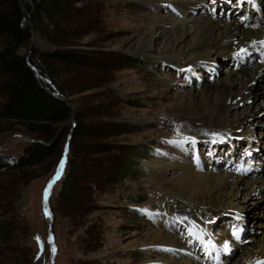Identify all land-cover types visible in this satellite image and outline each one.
<instances>
[{
  "label": "rangeland",
  "instance_id": "rangeland-1",
  "mask_svg": "<svg viewBox=\"0 0 264 264\" xmlns=\"http://www.w3.org/2000/svg\"><path fill=\"white\" fill-rule=\"evenodd\" d=\"M191 1L199 5L193 17H210L222 20L223 24L236 20L248 28L258 14L249 10L246 0ZM64 9L63 17L55 22L43 16L31 22L29 46L39 51L61 50L76 56L71 61L55 63L47 71V77L37 71L36 76L70 105L68 122L79 120L86 126L88 135L84 141L94 153L92 161L87 160L97 167V174L94 179L81 181L71 209L59 208V212L54 213L52 207L67 169V140L50 158L21 168L16 164L17 158L26 145L38 137L28 132L20 121L0 119V264H159L157 252L147 244L154 231L175 233L189 227L192 232L197 229L193 227L196 221L186 217V210L169 209L157 203L158 192L170 187L168 180L174 173L163 170L157 175L160 187L157 186L152 179L158 171L155 163H170L175 159L195 163L196 159H201L212 164V160L220 159L224 164L217 163V172L245 168L249 173L264 175V91L250 104L255 109L250 106L252 112L258 105L260 113L237 132L246 144H239L236 136L223 147L220 142L212 143L214 137L206 136L195 138V144L178 142L171 146L158 125H143L137 117L156 116L159 112L160 101L154 98L159 86L169 95L163 103L167 112L185 117L186 110L176 105L177 94L212 87L217 79L227 75V68L241 69L247 75L260 68L263 58L256 54L250 61L242 60L237 66L232 59L223 56L216 68L201 71L196 68L189 75L171 63L155 62L134 53L140 35L147 32L146 26L139 28V25H150L154 19L155 11L144 3L138 0H66ZM158 12L166 17L170 14L167 10ZM165 18L163 24L169 21ZM166 26L165 23L163 27ZM154 32L155 29L149 31V35ZM3 43L0 39V48ZM26 51L27 47L20 49L23 54ZM196 71H199L198 76ZM164 79L168 84L162 86ZM2 81L0 75V104L5 99ZM171 103L174 105L170 106ZM128 129L135 131L126 132ZM130 152L136 156L128 157ZM169 152L171 158L167 157ZM61 159H64L63 170L49 187ZM106 164L117 168L129 164L127 169L131 175L123 183L117 179L107 183L102 179L105 172L98 173V167ZM88 182H96L97 186L94 188L93 184L87 188ZM260 207L256 206L253 211L243 208L239 220L223 213L201 215L200 231L209 233L206 231L209 228L210 234H214L219 229L232 231V225H236L242 229L239 238L219 241L220 246L219 242L211 244L214 249L220 247L219 251L202 252L195 257L189 256V251L184 252L190 250V244L180 239L177 242L179 252L188 257L176 258H188L187 264H238L247 250L259 252L264 244V212ZM36 237L40 238L43 250ZM225 241L230 245L227 252L222 249ZM167 254V262L176 255Z\"/></svg>",
  "mask_w": 264,
  "mask_h": 264
},
{
  "label": "bare ground",
  "instance_id": "bare-ground-1",
  "mask_svg": "<svg viewBox=\"0 0 264 264\" xmlns=\"http://www.w3.org/2000/svg\"><path fill=\"white\" fill-rule=\"evenodd\" d=\"M138 1L155 11L152 14L154 19L150 25L144 23L139 25V28L146 26L147 32L145 31L146 33L140 35L138 47L134 53L146 59L171 63L174 67L180 68L185 74L189 75L196 68H199L200 71L216 68L217 63L223 56L232 59L237 66L242 60L245 62L250 61L256 54H259L264 61V44L260 43L264 41V0H246L250 5L249 10L258 13L254 22L248 28L245 27V24L243 26L236 20L227 21L223 24L222 20H213L210 17L205 19L202 16V18H195L192 14L199 5L191 0ZM163 10H167L170 14L167 17L164 14H159L158 11ZM199 14L201 15V13ZM165 17L169 21L164 22L167 26L163 27L162 21ZM154 29L155 32L150 36L149 31ZM241 48H245L247 51L240 53ZM237 53L240 54L237 55ZM240 70L227 68L225 71L227 75L217 79L212 87L200 89L196 87L198 89L194 91L177 94L178 103L176 105L186 110L183 112L185 117L172 116L167 112L163 103L169 99V95L166 93L167 90L165 91L164 88L159 86L156 88L157 94L154 95V98L160 101L159 112L157 111L156 116L144 114L140 118L137 117V121L143 125H158L164 131V136H167L171 146L178 142L183 143L185 138L212 137L210 133H220L226 139L220 142L223 147L227 143L233 142L231 137L236 136V138H239L236 140L239 144H246L247 141L238 137L240 135L237 132L243 124L248 123L252 117L257 116L261 111L259 106L255 105L258 109L252 112L250 104H252L254 98L259 97L257 96L259 92L264 91V85H262L264 83V62H261L259 69L257 67L256 71L246 73L247 75ZM196 72L198 76L199 71ZM166 84L168 83L164 79L161 85L165 86ZM262 103L260 102V104ZM172 105L174 103H171L170 106ZM171 141H176V143ZM170 155L169 152L167 157H170ZM217 160L216 162L212 160V164H207L201 159H196L195 163L179 159L172 160L170 163H155L158 171L154 172L152 179L157 183V186L160 187L157 175L163 170L174 173H171L173 177L168 180L170 187L158 192L159 199L157 203L159 202L163 207L169 206V209L177 210L181 208L186 210V217L191 221H196L193 227L197 229L196 232H193V235H189L191 227L184 230L181 228L180 232L176 231L175 233H169L170 231L165 233L161 229L154 231L151 240L147 244L157 252V263L187 264L188 258H183L184 260L181 257L176 258L180 255L188 257L186 253L180 254L179 252L177 242L180 239L186 240L190 244V250L184 249L186 250L184 252L189 251V256L195 257V254L198 253L216 251V249L219 251L218 248L220 247L216 246V249H214L211 244L218 245L219 241L235 238L232 231L227 229L216 230L217 233L214 234H210L212 232L209 228L206 230L209 233L200 231L198 222L203 221L199 218L202 217L201 215L223 213L236 218L242 216L240 214H242L243 208L247 211H253L256 206L260 205L261 211L264 212V204L262 205L264 202V175L249 173L245 168L246 172L243 168L217 172L219 170L217 163H223V160ZM262 226H264V223H262ZM192 238L197 242H194ZM263 248L264 244L257 253L248 250L243 255L241 253L242 256L239 263H237L249 264L250 261L264 259ZM167 252L176 253L174 259L169 258L168 262L165 259L168 255Z\"/></svg>",
  "mask_w": 264,
  "mask_h": 264
},
{
  "label": "trees",
  "instance_id": "trees-1",
  "mask_svg": "<svg viewBox=\"0 0 264 264\" xmlns=\"http://www.w3.org/2000/svg\"><path fill=\"white\" fill-rule=\"evenodd\" d=\"M65 3L66 0H0V39L4 42L0 48V75L5 95L0 104V119L20 121L28 132L38 137L26 145L16 164L21 168L40 164L59 152L63 141L67 140V169L52 207L54 213L59 212V208L71 209L76 203L74 196L81 181L94 179L97 174V167L87 160L92 161L94 153L90 144L84 141L88 135L86 126L79 120L68 122L70 105L36 76L37 71L47 77V71L55 63L68 62L76 56L61 50L39 51L29 46L31 22L41 16L50 22L61 19ZM24 47H27L25 54L20 52ZM132 131L135 129L126 132ZM128 155L136 156L133 152ZM127 167L129 164L122 168L106 164L98 167V173L100 170L105 172L102 179L107 183L116 179L123 183L131 175ZM96 182H88L86 187L91 188L94 184L95 188Z\"/></svg>",
  "mask_w": 264,
  "mask_h": 264
},
{
  "label": "snow or ice",
  "instance_id": "snow-or-ice-1",
  "mask_svg": "<svg viewBox=\"0 0 264 264\" xmlns=\"http://www.w3.org/2000/svg\"><path fill=\"white\" fill-rule=\"evenodd\" d=\"M261 44H264V41H261L260 42ZM247 49L245 48H241L240 49V53H244L246 52ZM240 53H237V55H239ZM210 135L212 137H214V139L212 140V143H217V142H223V136L220 134V133H210ZM172 143H176V141H171ZM184 142H191L192 144H195V138H185V141ZM63 165H64V159H61L60 161V164L58 165V168H57V172L55 174V176L53 177V180L49 182V187H51V184L59 178L62 170H63ZM47 189L45 190V198L47 197ZM47 214V212H46ZM184 219H187L186 217ZM237 220L240 219L239 216L236 217ZM194 223V222H193ZM242 231V229L239 227V226H236V225H233L232 226V235L235 237V238H239V234L240 232ZM189 235H193V232L191 229H189ZM37 239V242L38 244H40V247H41V250H43V245L42 243H40V238L39 237H36ZM49 239L51 240V237H49ZM229 248H230V245H229V242L228 241H225L224 242V245H223V251L227 252L229 251ZM52 251L55 252L56 249L55 247L52 248ZM249 264H264V259H256V260H253V261H250Z\"/></svg>",
  "mask_w": 264,
  "mask_h": 264
}]
</instances>
